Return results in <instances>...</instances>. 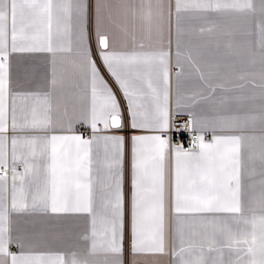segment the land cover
Masks as SVG:
<instances>
[{
  "label": "snow or ice",
  "instance_id": "obj_1",
  "mask_svg": "<svg viewBox=\"0 0 264 264\" xmlns=\"http://www.w3.org/2000/svg\"><path fill=\"white\" fill-rule=\"evenodd\" d=\"M0 264H264V0H0Z\"/></svg>",
  "mask_w": 264,
  "mask_h": 264
},
{
  "label": "crops",
  "instance_id": "obj_2",
  "mask_svg": "<svg viewBox=\"0 0 264 264\" xmlns=\"http://www.w3.org/2000/svg\"><path fill=\"white\" fill-rule=\"evenodd\" d=\"M173 51H174V22H173ZM173 62H174V57H173ZM16 64L21 67H27L31 73L32 84H25L24 85L25 87L34 86L35 84L39 83L47 73L50 72V65L48 63L46 54H42V53L21 54L18 57ZM174 71L175 69H173V72ZM128 134H129V130H125V135L127 136ZM211 135L212 133L209 131L206 135V139L210 140ZM125 177H126V191H127L128 180L130 177V148L128 146H126Z\"/></svg>",
  "mask_w": 264,
  "mask_h": 264
},
{
  "label": "built area",
  "instance_id": "obj_3",
  "mask_svg": "<svg viewBox=\"0 0 264 264\" xmlns=\"http://www.w3.org/2000/svg\"><path fill=\"white\" fill-rule=\"evenodd\" d=\"M173 142L183 143L185 147H188L190 143V134L186 131H175L174 129L169 132Z\"/></svg>",
  "mask_w": 264,
  "mask_h": 264
}]
</instances>
